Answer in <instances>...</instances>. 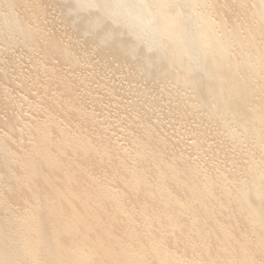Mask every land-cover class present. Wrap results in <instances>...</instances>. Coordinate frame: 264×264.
<instances>
[{
    "label": "bare ground",
    "instance_id": "6f19581e",
    "mask_svg": "<svg viewBox=\"0 0 264 264\" xmlns=\"http://www.w3.org/2000/svg\"><path fill=\"white\" fill-rule=\"evenodd\" d=\"M0 115V264H264V0H0Z\"/></svg>",
    "mask_w": 264,
    "mask_h": 264
},
{
    "label": "rangeland",
    "instance_id": "374dc122",
    "mask_svg": "<svg viewBox=\"0 0 264 264\" xmlns=\"http://www.w3.org/2000/svg\"><path fill=\"white\" fill-rule=\"evenodd\" d=\"M233 2H234V1H233ZM47 11H48L49 14H53V13H54L53 10L51 11L50 7H47ZM49 14H48V15H49ZM47 23H48V18H47ZM57 26H58V25H56V26L53 25V27H54L53 29H54V31H55L56 34H59V31L62 32L63 28H61L60 25H59L60 27H59V26L57 27ZM55 28H56V29H55ZM57 30H58V31H57ZM70 41H71V40H70ZM72 41H73V40H72ZM70 43H71V44H72V43L75 44L74 41H73V42H70ZM87 45H88V43H86V46H87ZM82 47H83V46H82ZM77 50H78V52H79V49H77ZM89 53H90V52H89ZM91 56H93V57H90V58H91L92 60L94 59L93 61H95V62H94L95 64L93 63L92 60H91V62H92V64H94L95 66L93 65V66H85V67H87L88 70H89V67H91L90 70H94V69L97 70V69H98V66L101 67V65H98V66H97L96 64L98 63V61L95 59L94 55H91ZM21 65H22V67H23V65H24V68H25L24 71H26V69L29 67L27 63L21 64ZM26 65H27V66H26ZM25 66H26V67H25ZM93 67H94V68H93ZM113 67L116 69V68H117V65H114ZM62 68H63V67H62ZM108 73H109V72H106V73H105L106 75H105V74H103V72H100L101 75H100V74H96V75H98L99 77L96 76V75H95V76H96V77L98 78V80H99V79H101V77H102V78L104 77L103 75H105L104 79H101L100 81L105 80V83H108V85L111 84L113 87H115L114 92H116V93H115L116 96H118L117 93L120 94L119 97H118L117 99H118V100H123L122 103L125 101L124 105L126 106V108H127V105L130 106L131 103H134V102L138 105V106H136L137 109H136V108H132V107L130 108V107L128 106V109H126V110H125V109H121V108H119V107H121V106H119V107H118V106H117V107L112 106L111 109H110V108L108 109L110 113H111L112 109H113V111H115L116 108L119 109L120 111L118 110V111L115 112V114H110V115H116L117 113L119 114V112L122 114L123 111H124V112L126 113V115H127V112H129L130 109H131V110L134 109L135 111H138V110H139L138 108H139V106H140V104H141V99H140L139 97H136V96H135V93H136V92L134 93V92H132V91L130 90V88L133 87L134 84H133V86H132V84H131V86L129 85V87L126 88V86H125V82H126V81H125V82H122V81H124V80H122V78H124L123 75H122V76L120 75V76H121V77H120L119 74H118V75H114L113 73H109V74H111V76H110ZM106 76H107V78H106ZM108 76H110V77H108ZM117 76H118V77H117ZM112 77H113V78H112ZM119 77H120V78H119ZM106 79H112V80L107 81ZM115 79H116V80H115ZM117 79H118V80H117ZM114 80H115V81H114ZM119 80H120V81H119ZM111 81H113V82H111ZM116 81H118V83H116ZM120 84H121V86H120ZM111 85H110V86H111ZM138 85H139V86H138ZM89 86H90V88H91V86H92V82H89ZM95 86H96V85H94V83H93L92 88H95V89H96ZM116 86H117V88H116ZM137 86H138V87H141L140 84H137ZM124 88H125V89H124ZM128 88H129V89H128ZM143 88H144V87H143ZM143 88H142V89H143ZM88 89H89V88H88ZM95 89H94V91H98V90H95ZM119 89H120V90H119ZM121 90H122V92H121ZM129 90H130V91H129ZM101 92H102V95H101ZM125 92H126V93H125ZM129 92H130V93H129ZM99 93H100V94H98V95H100L101 99H102L104 102L106 101V102H105L106 104H108L109 100L113 99V98L109 97L108 95H106V97H105V96H104V94H105L104 91H100ZM103 93H104V94H103ZM123 93H124V94H123ZM127 93H128V94H127ZM133 93H134V95H133ZM130 94H131V95H130ZM122 95H123V96H122ZM136 95H137V94H136ZM102 96H104L105 98H103ZM107 96H108V97H107ZM128 97H129L130 99H128ZM133 97H135V99H134ZM119 98H120V99H119ZM136 99H137V100H136ZM139 99H140V100H139ZM128 100H131V101L129 102ZM132 100H133V102H132ZM107 101H108V102H107ZM139 102H140V103H139ZM105 103H104V105H106ZM162 104H163V103H162ZM162 104L160 103V105H162ZM104 105H103V106H104ZM154 107H155V106H154ZM122 108H124V107H122ZM155 108H156V107H155ZM155 108H153V109L156 110L157 108H156V109H155ZM154 110H152V111L154 112ZM158 110H160V112H162V113H163V111H164V112H167V109H165L166 111H165V110L162 111V109H160L159 107H158ZM113 111H112V112H113ZM121 111H122V112H121ZM150 111H151V110H149V112H150ZM152 111L150 112L151 115H153V114H152ZM147 112H148V110H147ZM149 112L147 113V115H150ZM1 113H2V112H1ZM3 113H4V112H3ZM113 113H114V112H113ZM125 113H123V114L125 115ZM141 113H142V111H140V114H141ZM118 114H117V115H118ZM128 115H130V114H128ZM1 116H2V115H0V118H1ZM152 121L154 122L155 120H152ZM163 124H164V122H163ZM165 128H169V127H168V126H165ZM15 139L18 140V141H20V138H15ZM224 157H225V155H221V156H219V159L217 160V159H216L217 157H216V154H215L214 156H211L210 158H207L206 160H208V159L211 160V163H212L214 166H215V165H220V167H222L221 165H224V164H225V165H230V166H231L230 162L224 160ZM229 157L235 158L234 155H230ZM203 163H205V161H204ZM203 163H202V164H203ZM208 166H209V165H208ZM210 166H211V165H210ZM230 166L227 167V169H226L227 172H231V171H233V170H231V167H230ZM222 168H223V167H222Z\"/></svg>",
    "mask_w": 264,
    "mask_h": 264
},
{
    "label": "snow or ice",
    "instance_id": "6c2138e0",
    "mask_svg": "<svg viewBox=\"0 0 264 264\" xmlns=\"http://www.w3.org/2000/svg\"><path fill=\"white\" fill-rule=\"evenodd\" d=\"M82 6H84V5H82ZM86 6H88V7H95L96 5L90 3V4L86 5Z\"/></svg>",
    "mask_w": 264,
    "mask_h": 264
}]
</instances>
